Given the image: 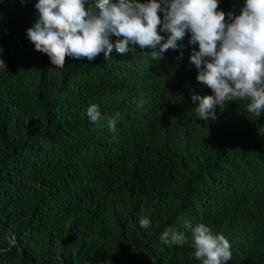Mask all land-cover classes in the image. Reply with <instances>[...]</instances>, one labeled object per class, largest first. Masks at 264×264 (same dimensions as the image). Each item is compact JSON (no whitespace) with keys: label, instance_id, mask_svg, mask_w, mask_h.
Here are the masks:
<instances>
[{"label":"trees","instance_id":"trees-1","mask_svg":"<svg viewBox=\"0 0 264 264\" xmlns=\"http://www.w3.org/2000/svg\"><path fill=\"white\" fill-rule=\"evenodd\" d=\"M36 2L0 0V264H203L198 224L229 241L223 264H264V112L240 100L198 118L192 96L213 93L189 33L161 57L113 48L56 68L27 38ZM218 4L228 22L244 0Z\"/></svg>","mask_w":264,"mask_h":264},{"label":"clouds","instance_id":"clouds-1","mask_svg":"<svg viewBox=\"0 0 264 264\" xmlns=\"http://www.w3.org/2000/svg\"><path fill=\"white\" fill-rule=\"evenodd\" d=\"M218 7V0H94L87 8L85 0H37L36 20L27 38L52 66L63 68L68 57L91 62L101 53L107 58L113 48L121 55L130 48L150 49L153 56L161 57L189 33V44L198 46L190 56L198 70L196 80L213 93L192 96L193 103L198 101V118L214 120L216 105L240 100L247 101L248 113L259 117L264 112V0H244L239 15L228 13V22ZM86 115L96 122L101 113L92 104ZM115 123L110 120L109 127L114 129ZM149 223L146 216L139 220L142 229ZM161 239L176 245L189 240L171 230ZM190 239L194 256L204 258L203 264L231 259L229 241L204 224L191 227ZM11 243L15 246L14 239Z\"/></svg>","mask_w":264,"mask_h":264}]
</instances>
